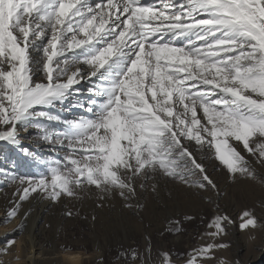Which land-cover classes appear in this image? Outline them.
<instances>
[{"label":"snow or ice","instance_id":"1","mask_svg":"<svg viewBox=\"0 0 264 264\" xmlns=\"http://www.w3.org/2000/svg\"><path fill=\"white\" fill-rule=\"evenodd\" d=\"M242 131L248 148L264 151V0H0L5 223L19 218L24 231L33 201L60 206L67 218L86 201L101 208L105 185L121 190L125 208L142 211L121 169L139 175L158 164L172 175L166 144L194 160L186 141L216 152L220 139L243 147ZM42 146L50 155L39 154ZM196 219L167 217L165 231L181 234ZM259 220L245 211L238 227ZM230 226L226 212L211 213L202 234L211 241L162 251L163 264L218 260L231 247L222 239ZM15 244L8 239L3 253ZM138 253L122 249L115 259ZM151 254L149 239L140 255Z\"/></svg>","mask_w":264,"mask_h":264},{"label":"bare ground","instance_id":"2","mask_svg":"<svg viewBox=\"0 0 264 264\" xmlns=\"http://www.w3.org/2000/svg\"><path fill=\"white\" fill-rule=\"evenodd\" d=\"M248 135L247 131H242L236 137L237 140L242 141L243 147H241L240 143L235 144V147L229 146L226 140L220 139L219 148L216 152H213L207 145H189L186 141L185 147L189 148L195 159L193 160L187 155H181L183 164L181 172L183 176L192 173L195 175V178L191 175L193 181L196 183L194 187L183 184L184 179L178 182L179 184L181 183L180 186H176L177 184L175 185L172 182L169 183L163 180L165 178L160 176L162 173H160L161 171L159 169H146L145 172L141 174L142 179L138 177L139 179L137 181L135 180L136 182L134 181L136 184L135 193L139 198L136 197L139 203H146L145 208L157 205L160 209V213L151 217V231L149 228H146L147 226L143 223H140L142 231H144L141 232L142 236L140 237L138 231H133L131 237L125 239L124 244H119L120 242L118 243L119 240L116 236L114 237L112 235L108 237L107 233L104 234V232L102 235L99 234L100 228L98 225L100 224H96L108 218H110V220L114 219L115 217L111 218L112 216L110 217L108 214L114 211L116 206L122 208L120 203L122 200L118 196L117 190L112 187H107L105 185L106 189L111 190V196H113V198H109L108 194L104 192L103 195L107 198V201H105L103 207L97 208L91 201H86L83 207L80 208V215L74 218L64 217L60 206H53L44 201H33L31 204L32 211L27 220V228L24 231L18 229L19 218L5 223V211L2 206V199H0V261H3L4 264H8V261L11 260V256L6 255L2 251L8 239L15 238L16 241L24 240L25 243L22 254H26L30 245L28 237H31V244L35 246L37 253L43 250L46 257H52L57 252L62 251L61 246L64 248L71 247L72 249L84 247L89 251L95 247L100 249V254L94 256L89 264H98L99 258H102L100 264H111L113 262L122 264L121 261L123 259H115L118 256V252L122 249L138 248L139 258L134 260L130 259L134 261L133 263L163 264L160 254L155 255L154 252L156 251L157 243L160 244L162 242L163 246L165 245L166 251L172 250L178 253L187 251L190 248H195L199 244L208 243L211 241V237H207L204 240L201 239L197 245H193L196 239V234L192 230L195 222H199L203 225L207 222L209 213L226 212L236 221V226H230L228 228L229 234L222 237V239L228 241V237L231 236L237 243H233V245L230 244V248L218 252L217 256L229 259L232 264H235L237 260L240 261V264H264V231L259 236L256 234L258 239L247 244L246 238L249 234L248 230H241L238 227L239 215L243 213L238 203V199L241 197H246L248 201L252 202L250 207L251 209L254 207V216L258 217L260 220H264V151L257 149L256 151L259 152V155H257L252 148H248ZM253 143L256 142L253 141ZM42 148L44 150L39 154L45 156L50 155L46 150V146H42ZM245 148H248V151H244ZM197 166H201L203 172H201ZM0 167H9V165L0 162ZM28 170V165H24L17 169L20 174H24ZM148 170L153 171V176L156 179L159 178L157 182L147 181L149 178L147 174ZM205 174L207 179L215 184V188L207 183ZM141 185H143V187H141ZM153 186H155L159 196L149 193L150 191L147 188ZM0 187H4V185H0ZM175 187H178V189ZM217 189L219 190L218 192ZM148 199L149 203L147 201ZM114 203L116 206L112 207L111 205H115ZM217 204L219 206L218 208L216 207ZM25 207L27 208L28 205ZM77 207L80 206L77 205ZM154 212H157L155 206L153 213ZM142 213L143 212H141V214ZM184 213L197 217L195 222L186 223L184 225V228L189 227V230L185 229L183 233L178 235L165 231V219L167 217L181 218ZM93 215L96 216L95 221L91 219ZM85 216H87V218H85ZM200 217L205 218L203 223ZM130 219H132V223L138 222L137 218L130 217ZM123 220L125 221V218ZM143 221L148 225L145 219H143ZM103 223L104 222H102V224ZM47 225L50 226V229H47ZM83 225L88 229L85 231L87 232V236L75 239L74 234L79 233L80 231H77V229H80ZM168 234H171V237L167 239L169 236ZM154 236L157 239H155ZM149 239L152 247L150 259L140 255L147 247ZM239 241L245 242L246 245L242 248L238 247ZM16 247V244L12 246L9 253H14ZM138 259H141V261L139 262ZM36 264H61V261L58 258L54 260L38 259ZM205 264H215V261H207Z\"/></svg>","mask_w":264,"mask_h":264},{"label":"rangeland","instance_id":"3","mask_svg":"<svg viewBox=\"0 0 264 264\" xmlns=\"http://www.w3.org/2000/svg\"><path fill=\"white\" fill-rule=\"evenodd\" d=\"M166 147L169 149V153H168V156H167V159L168 160H170V161H174L175 162V168L174 169H172V171H173V174L172 175H169V174H167V172H168V169H164V168H161L158 164H154V165H149L148 167H146L145 169H143V171H141L140 172V174L139 175H136L135 173H133V172H130L128 169H121L120 170V175H121V177L125 180V182H127V183H132L133 181H137L139 178L138 177H140L141 178V174L142 173H144L145 172V170L146 169H149V168H155V169H159L161 172L160 173H162V175H160L161 177H163V178H165V179H163V180H165V181H167V182H172L173 184H177L176 186H180L181 185V183L179 184L178 182L179 181H181V180H183L184 182H183V184H185V185H187V186H193L194 187V185L196 184L194 181H193V177L195 176L193 173L192 174H189V175H184L183 176V173L181 172L182 170V167H183V164H182V160H181V155L178 153V150H177V148H176V145H174V144H166ZM156 165V166H155ZM158 166V167H157ZM136 167V163L135 162H133L132 163V168H135ZM149 171V172H148ZM147 171V174H148V176H149V178L147 179L146 177V179H147V181H151V182H157V179H159V178H155L154 176H153V171H151V170H148ZM150 173V174H149ZM191 175H193V177H191ZM132 176V177H131ZM183 176V177H182ZM154 177V178H153ZM186 177V178H185ZM190 177V178H189ZM135 178V179H134ZM151 178H153V179H151ZM195 178V177H194ZM142 179V178H141ZM150 179V180H149ZM155 179V180H154ZM187 179V180H186ZM160 180H162V179H160ZM135 181V182H136ZM191 181H192V183H191ZM194 182V183H193ZM148 183V182H147ZM171 183V184H172ZM189 184V185H188ZM153 185V184H152ZM174 185V186H175ZM107 187H112V186H109V185H106ZM113 189H115V190H117V194L119 193V191H121L120 189H116V188H114V187H112ZM175 188H177L178 189V187H175ZM180 188V187H179ZM147 189H149V193L152 195V193H153V195H155V194H157L156 196H159V193L157 192V190H156V188H155V191H153L152 189H153V187H149V188H147ZM167 189V188H166ZM107 189L105 188V193H107V191H106ZM125 190V194L127 195L128 194V191H127V189H124ZM118 196H119V194H118ZM137 196V194L135 193V199L134 200H132V202L133 203H137L138 202V198L136 197ZM120 197V196H119ZM113 198V196H111V199ZM111 199H109L110 201H112ZM105 201H107V198L105 199ZM148 201V203H149V199L147 200ZM120 203H121V205H122V208H119V206H116V204L115 205H111L112 207H115V209H114V211H112V212H110L109 214H108V216H112L111 218H113V217H115L114 219H111L110 220V218H108V219H105V220H101L100 221V223H96V224H100V225H98L99 226V234H103V232H104V234H106L107 233V235H108V237L109 236H116L117 238H118V243L119 244H124V242H125V239H127V238H130L131 237V233L133 232V231H138L139 232V234H140V237L142 236V234H141V232H144V231H142V226L140 225V223H143L145 226H147L146 228H149V230L151 231V223H150V219H151V217H154L155 215H157V214H159L160 212V209L157 207V205H154L156 208H157V212H154L153 213V210H154V206H148L147 208H145L146 207V203H144L143 205H144V208H143V210L142 211H139V212H137V210L136 209H127V208H125L124 206H123V201H120ZM143 203V202H142ZM147 203V204H148ZM238 203H239V205H240V207L242 208V212L244 213L245 211H247V212H249V213H252V214H254L255 212H253V209H254V207L251 209V207H250V205H251V203L252 202H250V201H248L247 199H246V197H244V198H240V199H238ZM110 206V207H111ZM112 209V208H111ZM141 212H143L142 214H141ZM257 212V211H256ZM117 213V214H116ZM120 214V215H119ZM114 215V216H113ZM124 215V216H123ZM143 215V216H142ZM211 215V213H209L208 214V216H207V218L209 217ZM121 216V217H120ZM142 216V217H141ZM130 217H134V218H137L138 219V222H135V223H132V219H130ZM125 218V221L123 220ZM116 219H117V221H116ZM143 219H145L147 222H148V225H146L145 223H144V221H143ZM120 220V221H119ZM105 221H106V223H105ZM109 221V222H108ZM111 221V222H110ZM122 221H123V223H122ZM102 222H104L103 224H102ZM129 222V223H128ZM108 223V224H107ZM150 223V224H149ZM206 223V222H205ZM205 223L203 224V225H201L199 222H195V224H194V226H193V231L195 232V234H196V239L194 240V243H193V245H197V243L202 239V240H204V239H206L208 236H203L202 234L204 233V232H206V231H208V229H206L205 228ZM111 224V225H110ZM134 224V225H133ZM108 225V226H107ZM103 226V227H102ZM150 226V227H149ZM166 226V225H165ZM110 227V228H109ZM158 227V226H157ZM112 228V229H111ZM113 228H115V229H113ZM189 228V227H188ZM187 227H185V229H187V230H189ZM47 229H50V226L49 225H47ZM102 229V230H101ZM105 229V230H104ZM107 229V230H106ZM140 229V230H139ZM191 229V228H190ZM88 229L83 225L80 229H77V231H80L79 233H76V234H74L75 235V239H78V238H80V237H86L87 235V232H85V231H87ZM130 230V231H129ZM132 230V231H131ZM107 231V232H106ZM263 231L264 230H257V232H256V234H258V236L259 235H261L262 233H263ZM101 232V233H100ZM112 232V233H111ZM249 233V232H248ZM172 234V233H171ZM171 234H168L169 236L167 237V239L169 238V237H171L170 235ZM125 235V236H124ZM124 236V237H123ZM258 236H256V239H258ZM120 237V238H119ZM154 238L155 239H157L155 236H154ZM255 239V240H256ZM160 241V240H159ZM228 242H230V244L231 245H233V243L234 244H236L237 242L236 241H234L232 238H231V236L230 237H228ZM253 241H249L248 240V237L246 238V243L247 244H249V243H252ZM162 243V242H161ZM158 244L157 243V248L155 249L156 251H154L155 252V255H158V254H160L162 251H166L165 250V245L163 246V243L162 244ZM166 243H167V240H166ZM246 243L245 242H243V241H239L238 242V247H243V246H245L246 245ZM188 250H190V249H188ZM187 250V251H188ZM184 252H186V251H184ZM182 253V252H181ZM142 254V253H141ZM159 257V256H158ZM139 260V262L141 261V259H138ZM122 262V264H136V263H133L134 261H132V260H122L121 261ZM111 264H117L116 262H113V263H111Z\"/></svg>","mask_w":264,"mask_h":264},{"label":"clouds","instance_id":"4","mask_svg":"<svg viewBox=\"0 0 264 264\" xmlns=\"http://www.w3.org/2000/svg\"><path fill=\"white\" fill-rule=\"evenodd\" d=\"M152 190L155 191V187H153ZM77 191H79V189H77ZM106 191L109 198H111V190L107 189ZM247 230L249 232L248 240L254 241L256 239L257 230H264V220L257 221L252 227ZM28 240L30 242V245L26 254H22L23 246L25 243L24 240L16 241L17 247L15 252L6 253V255L11 256V260L8 261V264H36V261L38 259L54 260L57 258L61 261V264H89L94 256H98L100 254V249L95 247L91 251H89L84 247L72 249L71 247L64 248L63 246H61L62 251L57 252L52 257H46L43 250L37 253L35 246L31 244V237H28ZM0 264H4V262L0 261ZM215 264H232V262L227 258L221 257L215 261Z\"/></svg>","mask_w":264,"mask_h":264}]
</instances>
